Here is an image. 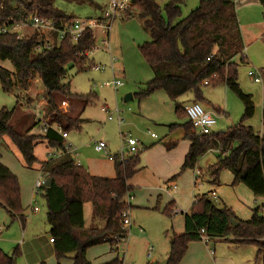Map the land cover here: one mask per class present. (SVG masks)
Returning <instances> with one entry per match:
<instances>
[{"label": "trees", "instance_id": "obj_1", "mask_svg": "<svg viewBox=\"0 0 264 264\" xmlns=\"http://www.w3.org/2000/svg\"><path fill=\"white\" fill-rule=\"evenodd\" d=\"M57 0H0V30L37 16L54 21L57 27L74 20L55 7ZM80 2L82 0H60ZM184 0H168L161 8L155 0H131V8L123 20L137 16L150 42L139 46V52L151 70L153 78L139 86L134 95L144 99L161 91L174 104V113L184 121L168 127L169 132L182 131V139L189 142L180 172L193 170L199 158L211 150H217L216 162L208 167L212 183L218 182L219 172L227 170L233 179L231 186L243 185L255 199L264 197V110L261 113L262 133L255 132L245 123L254 116L252 96L245 94L238 83V67L245 63L243 44L237 22L235 4L232 0H199L197 6L182 18ZM263 6L264 0H257ZM45 47L36 32L19 37L9 31L0 32V62L8 61L13 71L0 67V88L5 94L16 93L14 108H0V146L3 138L9 139L27 167L36 161L34 148L44 143L54 156L40 163V175L50 180L49 187H42L41 198L46 206V222L50 229L54 256L57 261L70 258L72 264H90L85 256L87 249L114 243L113 237L121 236V212L125 208L124 197L129 194L128 181L138 171V155L125 162H118L114 156L115 177L111 180L90 176L83 168L76 166L64 150L61 133L66 135L80 131L82 111L93 103L91 95L81 96L70 91L63 83L68 70L75 73L91 68L93 64L82 57L84 50L92 51L95 39L92 31L85 30L77 43L68 39L57 40ZM181 44L182 51L178 49ZM38 78L46 102L43 116L44 132L31 135L41 121L31 123L24 115L23 125L14 124L19 93L28 92ZM206 82V85H204ZM222 84L242 104L240 121L225 132L197 135L187 119L184 107L177 100L191 93L193 103L204 101L202 86ZM27 100L26 106L31 104ZM76 104L79 111L63 112L61 102ZM33 108V107H32ZM20 127L22 131L17 130ZM40 130L41 127H40ZM176 143L165 146L172 149ZM92 207L90 226L85 228L83 205ZM171 206V205H170ZM164 213L171 215L173 207ZM0 208L10 220L24 223L20 204L19 185L16 177L0 163ZM231 219L237 226L231 225ZM209 239H222L235 246L254 245L257 254L263 250L264 217L261 208L252 210L246 221L238 220L229 208L216 207L210 195L196 196L188 213L184 215V231L172 234L169 241L167 264H179L187 246L200 241V231ZM15 253L8 255L0 250V264H14ZM117 260L107 264H117Z\"/></svg>", "mask_w": 264, "mask_h": 264}, {"label": "rangeland", "instance_id": "obj_2", "mask_svg": "<svg viewBox=\"0 0 264 264\" xmlns=\"http://www.w3.org/2000/svg\"><path fill=\"white\" fill-rule=\"evenodd\" d=\"M107 1L108 0H82L80 2H65L57 0L55 2V7L66 16H71L78 21L88 19L98 20L103 16L106 9L105 3ZM155 1L162 8L168 0ZM197 4L198 0H184L181 8L182 18L194 9ZM235 6L237 7V5ZM238 7L239 14L236 8V15H239V24L241 19L242 23L240 25L243 26L245 36H250L247 40L248 43L253 40L251 39V36H258L257 34L259 30L262 34L260 39L259 37L257 39L258 44L251 43L248 47V51L245 53L243 52V56H246V61L238 67L239 84H242L243 91H252L250 94L253 96L254 106L256 108L254 116L246 124L251 126L252 129L257 132V130L261 127L260 111L262 110V107L261 100H257L254 92L259 91L260 85H254L250 82V80L246 77V72L250 69H264V13L258 4L254 5L256 8H250L247 5L242 4L238 5ZM255 16L259 17L261 21L258 29H256L254 25ZM15 31L23 36L34 32L32 29L21 28H16ZM93 34L95 37V47L88 54L87 59L90 64L102 66L105 70L99 72L89 67L79 73H75V70H68L63 83L69 84L70 91L73 94L81 96L91 95L93 97V103L87 106L81 115L80 120H82L83 123L80 126V131L73 130L69 132V135H77L81 137L82 140L91 143V145L99 141L107 144L110 140H112L115 147H119V132L129 133L138 140V136H147V132L156 135L158 141L165 139L168 132L167 126L181 124L184 120L176 116L174 113V104L161 91H157L144 99H139L137 96H134L138 92L139 86L146 83L151 78L150 70L148 69V66L143 60L138 49L144 41L149 39V37L143 31L137 16L134 14L127 20L120 19L113 21L111 23L108 36L103 35L99 28L93 29ZM104 38L108 40V45H104L102 43ZM110 58L115 59L112 70L110 69ZM0 67L10 72L13 71V68L8 61L0 62ZM112 80L120 81L123 86L116 91L110 87L103 86L104 83L111 82ZM35 82L36 89H34V93L37 90H42V86L38 78L35 79ZM128 94L132 96V100L124 102V97ZM201 94L204 100L209 102L216 109H220V111L211 110V112H213L216 116V125L212 130L213 132L226 130L240 121L242 115V104L233 93L226 90L224 85L217 84L213 86H202ZM35 95L38 96V94ZM15 96L16 93L5 94L0 88V108L4 107L8 110L14 108L16 104ZM192 99V94L187 93L179 97L177 103L183 107ZM102 105L108 106L111 110L117 108L119 111H122L120 114V119L123 120L121 126H118L115 120H106V115L100 110ZM199 105L204 108L201 103ZM23 113H29L32 115L30 108H27V111ZM128 115L134 118H139L136 125H131V118ZM32 116L33 121L36 122L37 120L35 116ZM160 120L163 121L160 122ZM13 123L15 124L14 121ZM17 128V130L22 131L20 127ZM132 128H136V135L132 133ZM177 131L178 129L174 130L172 134L177 135L175 134ZM31 132L32 131H30V134ZM4 141L9 144L11 149L5 145ZM16 151V148L11 144L9 139L4 137L3 144L0 146V163H4L5 166L7 165L16 175V179L18 180L20 174L22 173L23 177L20 176V178L22 179L21 182L24 184L23 188L26 197L25 200H27L25 204L23 203L25 208V219L27 220L30 216L35 215L37 219L45 221V202L41 198L40 194L35 195L34 190L37 179L41 178L40 174L36 171V166L39 164L40 159L46 158L48 154H53L54 151L50 150L45 144L37 145L34 148L33 153L36 161L31 165V167L26 166L22 157L19 156L20 154L17 155L16 153L18 151ZM215 156V153H205L201 158H199L193 170L186 171L190 173V178L188 177V191H192L193 196H202L204 194L208 195V193L214 189L217 194V199L210 198L216 207L222 206L221 201H227L232 202L241 209V205L238 201L239 197L234 189L235 186H231L233 177L229 171L222 170L219 172L218 186L211 183L208 166L215 162ZM196 171L201 172V177L199 182L194 184L193 179ZM33 176L34 179L32 180L31 178ZM129 194L133 196L130 191ZM256 200L259 206L264 203V197ZM32 201L33 206L38 208L37 214H32L30 212ZM87 207H90V205H86V209ZM177 208L180 207L178 206ZM129 210L130 217L135 222L138 220L142 226H148L146 227L148 238L143 236H133L132 229L131 236L128 238L126 243L120 245V250L122 251L119 255L115 256H112L109 252L107 244L91 247L87 249L86 256L93 264L106 263L110 261L112 257L117 259V264H150L152 262L161 263L166 260L169 238L172 234L170 228H168L167 231L157 229L158 220L155 218L157 215L153 210L138 209L134 207L131 208V205ZM243 210L246 213L244 216L247 215L249 216L247 218H250V210H246L245 208ZM180 212L185 213L186 211L181 209ZM263 213L264 211H262V215ZM176 217L182 220L183 215L178 213L176 214ZM85 223L88 226V216L85 217ZM20 225L19 220L11 221L6 213L0 209V247L4 248L5 254L11 255L15 253L14 264H28L26 258H30L29 260L31 263H35L37 260H40L38 263L40 264L44 253L34 250L31 242H28L24 248L17 245L18 241L21 239ZM15 228L16 231H18L16 233ZM13 240H15V244L10 246L9 243ZM53 257L54 263L52 262V264H55L57 260L54 253ZM71 262L70 258H63L60 260V264H72Z\"/></svg>", "mask_w": 264, "mask_h": 264}, {"label": "crops", "instance_id": "obj_3", "mask_svg": "<svg viewBox=\"0 0 264 264\" xmlns=\"http://www.w3.org/2000/svg\"><path fill=\"white\" fill-rule=\"evenodd\" d=\"M232 1H233V3H235V5H237V7L235 6V12H236V8H237L238 14H239L238 5H241V4L247 5L250 8H256V7H254V5L258 4V6H260L262 8V6L257 2V0H252V1H250V0H232ZM107 2L105 3V7L107 5ZM262 11H263V8H262ZM236 17H237V22L239 25V30H241L242 44L244 47L243 52L245 53L246 51H248V47L251 43L258 44L257 39H258V37L260 39L262 34L260 33V30H259V32L257 34L258 36H256V37L251 36V39H253V40L248 43L247 40L250 38V36H245L243 26L240 25L242 23L241 19H240V24H239V15L238 16L236 15ZM260 24H261V21H260L259 17L255 16L254 17L255 28L258 29ZM263 26H264V23H263ZM242 31H243V33H242ZM93 37H94V34H93ZM148 37H149V39L147 41H144L143 43L151 41V38L149 35H148ZM94 39H95V37H94ZM88 54H87V57H88ZM244 57L246 59V56H244ZM148 69H149V67H148ZM250 70H253V71L258 73L260 80H261L260 83H253L251 81V79L247 76V72ZM250 70H247L246 77L254 85H258V86L260 85L259 91L256 90L257 92H254V93L257 97V100H261V107H262L261 108L262 110L260 111V118H261V113L264 110V69H250ZM150 73H151V78L148 81H150L153 78V74H152L151 70H150ZM238 83H239V81H238ZM35 85H36V82L33 81L32 87L29 88L28 92L25 93L26 98L31 101L30 105H28V106L25 105L27 103V100L24 99V96H25L24 93L18 94V96L21 95V99H19L20 101L18 102V105L21 107V110H17V112L15 113L14 122L16 124L23 125L24 115H29V117H30L29 122H27L23 125L24 126L22 128L23 131L30 128V125L33 121L32 115H34L36 112V104L40 103L42 100H44L43 90H37L34 93V91H35L34 89H36ZM239 86H240L241 90L243 91L241 83L239 84ZM116 90H114V91H116ZM243 92L245 94L251 95L250 93L252 91L246 90V92L245 91H243ZM35 94H38V96ZM15 97H17V96H15ZM17 99L18 98H16V102H17ZM252 100L254 103L253 96H252ZM192 103H193V99L190 100L183 107L185 108L186 106H188ZM201 104L204 106L203 110L207 113L212 114L213 112H211V110L220 111V109H216L206 100H204ZM45 105H46V102L39 109L43 121H45L44 116H43ZM27 108H30L32 115L29 113H23V112L27 111ZM59 109L66 113L69 111H71V112L79 111L81 109V107L79 105L69 104V102L63 101V102H61ZM139 110H140V108H139ZM83 111H82V113H83ZM255 111H256V108H255ZM255 111H254V113H255ZM213 115H214V113H213ZM129 117L131 118L130 119L131 125L132 126L136 125L139 118L138 117L134 118L132 116H129ZM162 121L160 120V122H162ZM260 121H261V119H260ZM82 123H83V121L80 120V126ZM39 125H40L39 127H35L32 130H30V131H32L31 135L43 134L40 130V127L42 126V122ZM215 125H216V123H215ZM246 125L249 126L248 124H246ZM169 126L170 125L167 126L168 132L165 136L166 138L163 140L158 141L157 136H156V139L151 138L149 135L144 136V137L138 136L139 141L142 145V150L138 154V160H139V164L137 167L138 171L128 181L127 185L130 188V193L133 195L132 196L133 202L131 204V208L134 207V208H138V209L153 210L154 213L157 215V217H155L158 220L157 229H162V230L167 231V229L170 228L172 234L180 235L184 231V215L189 212L190 206L195 201L196 196L192 195V191H188V189H189L188 183H189L190 173L186 172V171L180 172L181 166H182L183 161H184V157L186 156V154L188 152L189 142L186 140H183L181 138L182 137V131L181 130L178 129V131L175 133L177 135H174L171 132H169V130H168ZM249 127H251V126H249ZM131 131L134 135H136V128H132ZM225 131L226 130H221L220 132H225ZM257 132L262 133V125L257 130ZM213 133H217V132H213ZM63 141H64V144L68 143L73 147V149H74L73 161L75 163H77L81 168H83L90 176L97 177V178L109 179V180H111L115 177L114 163L112 161L108 160V158H106L105 156L98 154V153H95L92 149L91 143L82 140L81 137H79L77 135L70 136L69 133L66 135V138ZM100 142H102V141H100ZM111 142H112V144H111ZM174 142L176 143V145L172 149L167 150L165 146L170 145ZM4 143L7 147H9V144L6 141H4ZM41 144H44V143H41ZM106 145L107 146L113 145V141L110 140V142L107 143ZM115 148L117 149V147H115ZM108 149H109V147H108ZM208 152L215 153V155H216L215 156V162H216L217 157L219 155L218 151L217 150H211ZM16 154L19 155L18 152ZM53 155H54V153L50 154V155L48 154L46 156V158L40 159L39 164L36 166L37 167L36 171L38 172V174H40V172H39L40 163L46 161L47 158L52 157ZM1 164L5 166L4 163H1ZM213 164H211V165H213ZM5 167L16 177V175L12 172V170L7 165ZM187 171H189V170H187ZM20 176L23 177L22 173L20 174ZM20 176H19V180L17 179V182L19 185V193H20V198H21L20 204H21L22 214L24 217V223H21L19 221L21 224L20 225L21 239H20V241H18L17 245L24 248V246L28 242H31L33 245L32 248L34 250H36L38 252L41 251L42 253H44V255L42 256V260H41L40 264H52L53 258H54L53 257L54 250H53V242H50L51 237H50L49 226H48L47 222L45 223L46 220L41 221L40 219H37V217L35 215L30 216V218L27 220L25 219V215H24L25 208L23 206V203L25 204L27 200H25L26 197H25L24 188H23L24 184H23V182H21L22 179L20 178ZM31 179L33 180L34 176ZM211 183H212V179H211ZM183 184H184V187H183ZM213 185L218 186V182L216 184H213ZM172 186H174L175 188L172 189ZM234 189L237 192V195L239 197L238 201L241 205V209L237 205L233 204L232 202H227V201L226 202L221 201L222 206L229 208L232 211L233 215L240 221H246L249 219V218H247L249 216H247V215L244 216V214H246L243 210L244 208L246 210H250V212H251L250 214L252 215V210L256 207H260L261 208V214H262V211H264V203H262L259 206L257 200L253 197L251 192H249L243 185H237L234 187ZM211 194H214L215 199H217L216 198L217 194H216L214 189L208 193V195H211ZM86 205H90V207H87V209H86ZM169 206L173 207V208H177L179 206L181 209L186 211L185 213L181 212V214L183 215L182 220L177 218L176 215L171 214L168 216L164 213V211ZM33 207L34 206H33V201H32V204L30 206V212L32 214H37L38 211L36 213L32 212L31 209ZM180 208H177V209H180ZM91 214H92L91 204H89V203L84 204L83 205V217H84L85 228L90 226L92 223ZM239 215H241V216H239ZM251 215H250V217H251ZM86 216L89 217L88 226L85 223V217ZM263 217H264V213H263ZM15 220H18V219H15ZM131 221H132L133 236H140V237L143 236L145 238H148V235H147L148 232L146 229V227H148V226H142V224L140 222H138V220H136V222H135L132 218H131ZM132 229H131V231H132ZM139 230H141L142 232L140 233ZM16 232H18V231H16V228H15V233ZM170 238H171V236H170ZM170 238H169V241H170ZM14 241L15 240L10 241L9 245L11 246V245L15 244ZM262 242L264 243V238H263ZM103 244L108 245L109 252L112 254V256L119 255L120 252H117V251L115 252V250L113 251V247L109 243H103ZM0 249H2L1 251H3V252L5 251L4 248H2V247H0ZM168 251H169V247H168ZM257 251H258V249L254 245L235 246V245H233V244H231L225 240H222V239H210V241L207 244H204L201 241H195V242H191L188 244L186 252H185V254H184V256L181 259L179 264H264V247H263V250L260 254H257ZM86 253H85V256L87 255ZM167 254H168V252H167ZM29 259L30 258H26V261L28 264H38L40 261V260H37L35 263H31ZM86 259L90 264H93L87 256H86ZM114 259L115 258L112 257V259L110 261L103 263V264H107V263H110L112 261L117 260V259H115V260ZM55 264H60V261H57ZM150 264H159V263L152 262Z\"/></svg>", "mask_w": 264, "mask_h": 264}, {"label": "built area", "instance_id": "obj_4", "mask_svg": "<svg viewBox=\"0 0 264 264\" xmlns=\"http://www.w3.org/2000/svg\"><path fill=\"white\" fill-rule=\"evenodd\" d=\"M130 8H131V0H108L103 16L99 20L88 19L84 21H78L74 19L70 23L63 24L61 27H57L54 21L52 20L37 16H31L28 17L26 21L16 23L10 28H2L0 32L5 33L9 31L11 33H16L19 37H22L23 36L22 34L20 33L18 34L15 31L16 28L32 29L34 32H36L39 36L43 38L45 47H48L53 43V39H52L53 34H56L58 41L68 39L71 43H77L82 33L85 30L92 31V35H93V29L99 28L103 33V35L108 36L111 23L115 20L122 19L125 13H127L130 10ZM262 8L264 13V5L262 6ZM102 43L104 45H108L107 44L108 40L104 38ZM89 52L90 51L84 50L82 51L81 56L87 58V54ZM110 59H111L110 69L112 70L113 62L115 61V59L114 58H110ZM91 68L99 72L104 71V67L99 65L98 66L93 65ZM247 76L251 79L253 83H260L261 81L258 73L253 70L248 71ZM204 85H206V82H204ZM103 86L110 87L113 90H116L118 88H121L123 84L118 80H112L111 82L104 83ZM44 103L45 101L42 100L40 103L36 104V112L34 114L36 120L42 122L41 131L43 132H44L43 126L45 125V123L41 117V113L39 109L42 107ZM100 110L103 114L106 115L107 121L115 120L118 126H121L123 120L120 119V114L122 113V111H119L117 108L111 110L106 105H102L100 107ZM184 110L187 119L192 125V129L194 133H196L197 135H204V136L213 133L212 130L216 123V117L213 114L205 112L203 108L197 103H192L186 106ZM147 135H149L153 139H156V135L150 132H147ZM61 137L64 140L66 138V134L61 133ZM92 149L95 153L105 156L106 158H108V160L112 162L114 161L113 157L116 156L118 162L121 163L127 161L131 157L138 155L142 150V145L140 141L137 138L133 137L131 134L119 132V147H117L115 155L110 154L108 146L104 142L99 141L97 143H93ZM64 150L73 159L74 157L73 147L70 144L66 143L64 144ZM75 164L76 166H79L77 163ZM200 177H201V173L199 171H196L195 177L193 179L194 184H196V182H199ZM44 181L45 179L43 177L37 179L34 187L35 195L40 194L41 188L44 187ZM174 188L175 187L172 186V189ZM210 197L215 199L214 194H211ZM132 201L133 198L129 194H127L124 197L125 208L121 212V219H120V226L123 233L121 236L113 237L114 243L112 247L117 252L122 251L120 250V245L126 243L128 238L131 236L132 221L130 217L129 208ZM31 210L32 212L36 213L38 211V208L35 206ZM178 213L181 212L177 208H173L171 211L172 215H176ZM139 232L141 233L142 231L139 230ZM200 235H201L200 241L202 243L207 244L210 241V239L204 234L203 230L200 231ZM50 242H52L51 239Z\"/></svg>", "mask_w": 264, "mask_h": 264}, {"label": "water", "instance_id": "obj_5", "mask_svg": "<svg viewBox=\"0 0 264 264\" xmlns=\"http://www.w3.org/2000/svg\"><path fill=\"white\" fill-rule=\"evenodd\" d=\"M178 49H179V51H182V47H181V44L180 43H178ZM131 100H132V96L130 94H128V95H126L124 97V102H128V101H131ZM108 147H109L110 154L111 155H115L116 154V148H115V146L109 145ZM49 185H50V180L49 179H46L44 181V187H49ZM231 225L233 227H236L237 226V222L234 221L233 219H231ZM159 264H167V261H163V262H161Z\"/></svg>", "mask_w": 264, "mask_h": 264}]
</instances>
